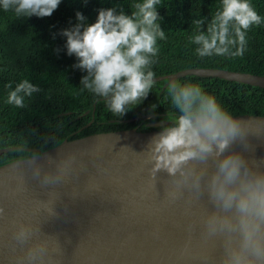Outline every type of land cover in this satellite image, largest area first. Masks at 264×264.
I'll list each match as a JSON object with an SVG mask.
<instances>
[{
  "label": "clouds",
  "instance_id": "obj_1",
  "mask_svg": "<svg viewBox=\"0 0 264 264\" xmlns=\"http://www.w3.org/2000/svg\"><path fill=\"white\" fill-rule=\"evenodd\" d=\"M60 3L0 0V9L13 11L17 18H43L51 16ZM160 5L161 0H134L129 6L133 10L127 13L119 6L99 8L93 23L77 11V23L59 33L66 38L67 55L77 60L73 67L86 73L80 85L105 98L113 116L122 117L139 105L154 86L151 66L159 53L158 40L166 38L157 10ZM192 23L196 30L190 43L196 46V55L241 57L247 50L249 30L264 23V18L251 0H220L209 19L201 17ZM4 87L8 90L5 103L16 108H24L26 98L41 91L28 79L15 86L9 81ZM169 97L174 118L160 125L143 151L136 152L142 157L140 171L147 173L141 199L160 193L158 183L168 205L185 200V193L186 203L206 198L210 208L200 218V235L219 244L217 264H264V160H250L233 150L236 143L247 150L249 130L264 126V120L234 117L215 96L191 82H173ZM195 227L196 222L187 225L189 241ZM13 235L24 244L31 229L21 224ZM40 250L30 248L28 258L34 259ZM186 251L187 243L181 256Z\"/></svg>",
  "mask_w": 264,
  "mask_h": 264
},
{
  "label": "water",
  "instance_id": "obj_2",
  "mask_svg": "<svg viewBox=\"0 0 264 264\" xmlns=\"http://www.w3.org/2000/svg\"><path fill=\"white\" fill-rule=\"evenodd\" d=\"M186 74L264 87L263 74L219 67H187L154 80L166 78L165 85H171ZM233 116L264 120L260 114ZM166 122H150L157 128L148 130L64 138L38 153L0 164V264H217L219 244L200 235V218L210 208L206 198L186 203L185 193V200L168 205L160 183V193L143 199L139 195L147 173L140 171L142 157L137 153ZM254 132L264 134V126L249 130L247 150L239 143L233 150L250 160H264V150L252 145ZM192 222L196 227L189 241L187 225ZM21 224L31 229L24 244L13 235ZM30 248L42 250L29 259Z\"/></svg>",
  "mask_w": 264,
  "mask_h": 264
},
{
  "label": "trees",
  "instance_id": "obj_3",
  "mask_svg": "<svg viewBox=\"0 0 264 264\" xmlns=\"http://www.w3.org/2000/svg\"><path fill=\"white\" fill-rule=\"evenodd\" d=\"M134 0H61L49 17L17 18L13 11L0 9V164L38 153L64 138L117 129L157 128L149 123L171 121L175 110L170 103L167 79L154 80L148 96L122 117L113 116L105 99L80 85L86 73L73 67L75 56L64 47L66 38L59 33L77 23L81 12L93 23L97 9L123 7L130 12ZM264 18V0H251ZM220 0H161L158 13L163 18L166 38L158 40L159 53L151 70L155 76L187 67H219L264 75V23L253 26L247 36V50L241 57H199L190 36L196 30L193 20L209 19ZM59 49L57 52L56 50ZM28 79L41 91L26 98L24 108L5 103L9 81ZM199 84L215 96L232 115H264V87L214 76L186 74L174 80ZM154 106V107H152Z\"/></svg>",
  "mask_w": 264,
  "mask_h": 264
},
{
  "label": "bare ground",
  "instance_id": "obj_4",
  "mask_svg": "<svg viewBox=\"0 0 264 264\" xmlns=\"http://www.w3.org/2000/svg\"><path fill=\"white\" fill-rule=\"evenodd\" d=\"M252 145L256 149L264 150V134L260 133V132H254V134L252 136ZM162 259H164V258H162ZM141 264H143V263H141Z\"/></svg>",
  "mask_w": 264,
  "mask_h": 264
}]
</instances>
